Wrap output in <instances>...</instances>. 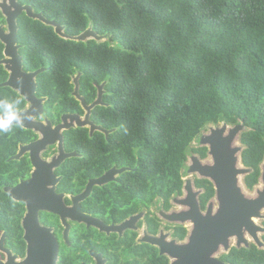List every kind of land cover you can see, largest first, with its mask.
<instances>
[{
	"label": "trees",
	"instance_id": "obj_1",
	"mask_svg": "<svg viewBox=\"0 0 264 264\" xmlns=\"http://www.w3.org/2000/svg\"><path fill=\"white\" fill-rule=\"evenodd\" d=\"M19 3L61 25L66 36L78 37L91 29L105 39L77 42L25 14L17 20L22 70L44 69L36 77V96L47 98L46 114L48 108L58 116L84 114L72 96V77L79 76V94L87 105L96 100L97 86L104 84L103 105L92 109L90 120L111 132L107 137L100 132L90 137L88 128L65 131V152L79 157L58 170L66 177L59 190L77 194L87 180L113 167L129 169L116 182L94 188L85 205L89 213L106 222H121L155 202L168 211L171 198L182 195L188 152L200 159L207 156L206 147L191 144L208 125L244 127L239 136L244 148L241 162L252 169L244 182L249 189L257 183L264 160V0ZM0 24H5L1 12ZM3 48L0 42V60ZM7 78L0 65V85ZM19 97L9 87H0V100ZM34 137L18 128L0 133V232L7 229L8 235L16 236L14 245L20 244L14 250L21 256L22 210L9 204L1 188L17 176L6 159L16 152L17 143ZM13 163L18 162L9 166ZM194 186L203 190L199 203L204 210L214 196L213 185L196 179ZM158 224L154 216L148 220L152 234ZM174 235L182 240L185 228L177 226ZM79 244L74 243L68 264L76 263L74 247ZM228 259L231 264H264V252L242 249Z\"/></svg>",
	"mask_w": 264,
	"mask_h": 264
},
{
	"label": "water",
	"instance_id": "obj_2",
	"mask_svg": "<svg viewBox=\"0 0 264 264\" xmlns=\"http://www.w3.org/2000/svg\"><path fill=\"white\" fill-rule=\"evenodd\" d=\"M0 12L5 19V24H0V42L4 45L3 59L0 60V65L8 73V79L0 87H9L16 91L20 96L26 94L25 100L28 108L25 110L29 114L34 115V111L38 112L36 116L43 114L42 103L45 99H38L35 96L36 92V77L44 70L39 69L35 72H24L22 70V58L18 53L20 45L17 44V20L25 14L28 18L33 20H39L45 25L52 26L57 35L64 39L74 40L77 42H85L89 36L94 37L97 40L98 37L91 30L87 29L84 33L78 37H69L63 33V27L54 21L46 20L41 14L34 13L33 9L29 5H22L19 0H0ZM8 26L7 28L5 26ZM89 40V39H88ZM17 78H22L23 86L22 92L18 90ZM103 85L98 86L97 99L89 106L86 105L83 98L78 95V84L76 80V92L75 96L81 101L83 109L86 111L84 119L82 120L78 115H64L62 117L63 123L52 127L49 121L39 122L33 121L26 124V130H32L38 132L39 139L26 147L21 148L20 154L30 151V154L36 155L38 160V154L44 151L47 146H58V156L55 158L48 167L51 169L57 168L65 159L77 156L75 152L66 153L63 148V131L75 129V127L89 128L90 137L95 132L103 133L106 137L111 131H106L101 126L94 124L90 121V113L96 106L103 105ZM70 119V122L67 121ZM75 121V124L73 123ZM243 126H235L232 129L228 128V125H224L223 128L218 130H211L210 135L206 136L203 140V145L208 147V156L211 158V163L207 160L204 162L197 158L192 160L193 165L191 167L192 173H197L201 177L208 179L214 186L215 196L212 200H216L218 207L216 211H213L212 202L207 206L205 212L200 210L197 196L199 192H194L191 181H188L184 187L186 197L181 199L180 205L187 206L188 211L168 214L165 217L171 222L190 221L193 229L190 237L183 245H176L174 241L167 245V251L170 256L176 257L182 256L185 264H222L219 261L213 259L211 256L220 247L225 250L228 249L229 239L231 237H237L240 242L243 241L244 230L249 228L256 229L253 219L259 218L261 210L264 208V199L259 192L257 199H248L242 193L241 188L238 186L239 175H244L249 172L248 169L238 167L239 157L238 154L241 151L240 147H235L234 141L242 129ZM229 129V131H228ZM233 145V146H232ZM36 147V151L33 148ZM127 169H116L113 167L106 172L103 176L92 179L88 182L85 190L78 196L72 198L73 208L68 209L64 207L62 203L63 195H54V189L47 190L55 198L56 207H49V203H43L36 195L35 200H25L27 204V215L23 220V228L25 231L26 258L22 262H15L16 257L10 256L8 253V259L6 262L0 261V264H56L58 248L55 239L50 234V229L40 227L38 224V212L49 211L64 218L65 215L76 213L77 221L87 220L85 217L80 216L79 203L85 201L94 187H101L115 180L118 174L125 172ZM55 183H53L54 185ZM20 187V185H19ZM18 187V188H19ZM16 188V189H18ZM9 190L14 199H17L13 195V191ZM12 191V192H11ZM261 196V197H260ZM24 201V202H25ZM79 215V216H78ZM139 216L133 217L131 220L136 221ZM90 224H98L96 219L89 217ZM239 242V244H240ZM2 245V241L0 242ZM2 249V248H1ZM176 264H182L181 261Z\"/></svg>",
	"mask_w": 264,
	"mask_h": 264
},
{
	"label": "flooded vegetation",
	"instance_id": "obj_3",
	"mask_svg": "<svg viewBox=\"0 0 264 264\" xmlns=\"http://www.w3.org/2000/svg\"><path fill=\"white\" fill-rule=\"evenodd\" d=\"M21 47L22 46L20 45V48ZM19 50H18V53H19ZM74 77L75 78L77 77L78 95L81 98H83L79 94V83H78L79 76L76 75ZM74 77H72V82H71L74 85L72 96L79 102V105L81 109L83 110L84 114L80 116L77 113H64V114H60L59 116H57V119L53 120L45 112V103L47 102V98L37 97L36 92H35V96L38 99H45V100L42 103V108H43L42 115L44 119L42 121L39 119H36L34 121H39V122L49 121L52 124V127H56L57 125H60L61 123H63L62 117L64 115H78L80 117H83L84 119L86 111L83 109V106L81 105V101L78 100V98L75 96L76 82H74L73 80ZM97 96H98V86H97ZM26 108H28L27 103L22 110H25ZM36 114H38V112L34 111V116H36ZM39 116L41 115H38L36 117H39ZM67 121L70 122V119H67ZM76 128L77 127H75V129ZM85 128H88V127H85ZM23 130H26V129H23ZM27 131H31L35 137L29 142L17 143L16 152L6 159L5 164H7V167L17 169L16 171L17 176L14 179V181H9L7 184H3L1 188V192L4 194L5 198L8 199L9 202L10 201L12 202L9 204L10 205L12 204L13 206L15 205L14 207H17L22 210V215L20 217L19 226L22 230L20 239L24 243V250H23L22 256L18 254L17 252H15L14 250L15 245H19L20 243L17 242L14 245V243L16 242L15 240L17 239L16 236H14V234L8 235V230L3 229L0 232V242L2 241V245H0V261L2 262L7 261L8 259L7 252L10 253V256L16 257V259L14 260L16 263L22 262L26 258L27 244L24 239L25 231L23 228V220L25 219L28 211H27L26 201L25 200L22 201L21 199H25V198L31 199L32 197L33 200H35V204H36V195H37L38 196L37 198L39 200H42L43 203H49V207H56L57 202L55 198L53 197L52 194H50L47 191L49 189H54L55 196L63 195L62 203L64 207L71 209L73 208L72 198L80 195L85 190L88 182L92 180V179L87 180V183L84 185V188L81 190L80 193L72 194V193L67 192L66 190L60 191L59 189L62 187V184L65 182L66 177L64 178L65 176L64 174H59L58 170L62 168V166L66 163V161L71 158L65 159L64 162H62L57 168H54V169L49 168L48 166L52 164L53 160L57 158V156L59 155L57 144L47 146V148L44 151H42L41 153L37 155L38 160H36L35 154H33L34 159H32V155L30 154L31 149L30 151L20 154L21 148L26 147L32 143H35L39 139L38 132H34L32 130H27ZM64 132L65 131H63V133ZM63 148H64V136H63ZM206 148H207V155H208V147ZM243 149L244 148L242 146L241 151L238 154V157H239L238 167L248 169L249 172L247 174L241 175L243 176L242 185H240L239 183L238 186L241 188L242 193L245 195L246 198L257 199L259 197V192H262L261 195L263 196L262 198L264 199V160L259 165L260 174L258 176L257 183L253 186L252 189H249L247 185L245 184L244 180L246 176H248L252 172V169L243 166L241 162V154H242ZM33 151H36V147L33 148ZM76 154L77 156H75V158L79 157L78 153ZM205 159H202L200 161L203 162L205 161ZM11 162H18V163H13L12 167H10L9 164ZM121 169H127V168H121ZM126 171H129V169H127ZM104 174H102L101 176H103ZM121 174H118L115 177V180L113 182H116L117 177L120 176ZM200 179H205V178L201 177ZM113 182H110V183H113ZM209 182L211 183V181ZM53 183L55 184L53 185ZM191 183L193 187L194 182H191ZM106 185H103L101 187L96 186L94 188H102ZM185 185L183 181L182 191H184ZM94 188L90 196L93 194ZM12 189H16L15 191L13 192L11 191V192L13 193V195L17 197V199H19V200L15 199V203H13L14 196H12L9 191ZM213 189H214V186H213ZM198 192H199V195L197 196V200H198V204L200 207L199 196L203 192V190L199 189ZM90 196L85 201L79 203L80 205L79 214L80 216H83L87 219L85 221H81V222L77 221L76 213L73 214V216L67 213V215H65L64 218H62L60 215H57L53 212H49V211H39L38 212L39 226L50 229V234L56 241V245L58 248L56 264H59L61 260L64 261L63 264H68L67 262L72 260L70 252L73 250V246L75 242L80 243L79 246H77V248L74 247L76 251L75 253L76 255L74 256L76 257L75 264H164V263L165 264H176L179 261H181L182 264H185L182 259V256H177V258L172 257L170 256V253H168L166 249H167V245H169V243L172 241H174L176 245L185 244L187 239L190 237L192 229H193L192 223L190 221L188 222L191 223V226L189 227L188 230L181 222L169 221L165 217L166 215L170 214L169 212L170 209H169L168 211L163 210L165 212L162 215V219L170 223H174V224L178 223V225H166V224L163 225L156 216L152 215L151 213L152 205H151L149 208L142 207L138 213L128 216L121 222H115L113 220L106 222L103 217L94 216L91 213H89V211L87 210V207L85 205L88 199L90 198ZM214 196H215V189H214ZM214 196L211 199H213ZM185 197H186V194H185ZM210 200L206 204L204 210H202L200 207V210L202 212L206 211L207 206L210 202L216 201L215 199L212 201ZM217 207H218V203H217ZM263 212H264V208L260 212L261 216L259 218H255L252 220L256 229L249 228L247 230H244L242 242H240L237 237H231L230 239L235 240V245L231 246L230 239H229L228 249L225 250L223 247H220V249H218L211 257L219 261L222 264H231V261L228 258L232 257L235 251H241L242 249L250 250L251 248H255V251L257 252H260V251L264 252V213ZM147 215H149V217H147ZM136 216H139V218L136 221L131 220L133 217H136ZM152 216L156 217V219L159 222L157 232L155 234H152L148 227V220H150ZM89 217L92 219H96L98 221V224H90ZM49 218H51V220ZM256 219L258 222L259 221L261 222L260 225H258L259 223L255 222ZM177 226L185 228L186 230V236L182 240L178 239L174 235V231ZM79 228L82 229L80 232H79ZM259 233H261L260 238L258 237ZM247 234L249 238H246ZM241 245H243V247ZM64 249L69 252L68 255H64ZM221 250L223 251L222 253H220ZM219 253L220 255L216 257V254H219ZM223 257H226V258L223 259Z\"/></svg>",
	"mask_w": 264,
	"mask_h": 264
},
{
	"label": "rangeland",
	"instance_id": "obj_4",
	"mask_svg": "<svg viewBox=\"0 0 264 264\" xmlns=\"http://www.w3.org/2000/svg\"><path fill=\"white\" fill-rule=\"evenodd\" d=\"M4 0H1V2H3ZM7 1V4L9 5V0H6ZM6 28L8 27L7 25L5 26ZM94 37H92V36H89L88 38H86L87 40L88 39H93ZM99 42H101V41H105V39H97ZM73 80H74V82H76V80H77V77L75 78H73ZM52 111H55V109H53V108H48L47 109V113H48V115L53 119V120H55V119H57V116H58V114L56 113V112H52ZM81 119L83 120V117H81ZM73 123L75 124V121H73ZM224 125H226V124H224V123H220V124H218V125H208V126H206L204 129H203V131L201 132V134L198 136V138L191 144V147L192 148H199V147H205L204 145H203V140H204V138L206 137V136H208V135H210V133H211V130L213 129V130H218V129H221V128H223L224 127ZM227 126V125H226ZM239 126H241V125H239ZM233 127H235V126H230V125H228V128L229 129H232ZM229 129H228V131H229ZM245 129H244V127L242 128V129H240V132L238 133V136L236 137V139H235V141H234V146L236 147H241L242 148V146L240 145V143H239V136H240V134L244 131ZM232 145V146H233ZM194 158H197V159H199V160H202V159H200L196 154H193L192 152H188V158H187V163H186V165H185V168H184V170H183V181H184V185L188 182V181H191V182H194V180H196V179H200L201 177L197 174V173H192L191 172V167H192V165H193V162H192V160L194 159ZM205 160H207L209 163H211V160H210V157L207 155V157H206V159ZM204 162V161H203ZM238 179H239V183H240V185H242V179H243V176H239L238 177ZM198 190L199 189H197V188H195L194 186H193V191L194 192H198ZM185 194H186V192L185 191H182V195L181 196H174V197H172L171 198V200H170V206H171V208H170V210H169V212L171 213V214H173V213H180V212H185V211H188V207L187 206H183V205H180V201H181V199L182 198H184L185 197ZM213 203V211L215 212L216 211V208H217V202L216 201H213L212 202ZM165 211H163V209H162V205H161V202H155L153 205H152V207H151V213H152V215H154V216H156L160 221H161V223L164 225V224H166V225H178V223H170V222H168V221H166V220H163L162 219V215H163V213H164ZM205 212V211H204ZM264 213V212H263ZM50 220H51V218H49ZM255 222L256 223H259L258 225H260V221L258 222L257 221V219L255 220ZM183 225L187 228V230L189 229V227L191 226V223L190 222H185V223H183ZM82 229H80L79 228V232L81 231ZM258 237L260 238L261 237V233H259L258 234ZM246 238H249V236H248V234L246 235ZM230 244H231V246H234L235 245V240L234 239H230ZM242 247H243V245H241ZM223 250V249H222ZM221 250V252L220 253H222L223 251ZM220 253L219 254H216V257L218 256V255H220ZM69 254V252L67 251V250H65L64 249V255H68Z\"/></svg>",
	"mask_w": 264,
	"mask_h": 264
},
{
	"label": "clouds",
	"instance_id": "obj_5",
	"mask_svg": "<svg viewBox=\"0 0 264 264\" xmlns=\"http://www.w3.org/2000/svg\"><path fill=\"white\" fill-rule=\"evenodd\" d=\"M18 90L22 92L23 80L17 78ZM27 99L26 94L21 95L19 98L9 100L8 98L0 100V133H10L14 128L25 129L26 124L33 122L36 119L43 120V115L36 117L28 113L27 110H22L20 105ZM33 111H38L33 109ZM13 203L15 199L13 198Z\"/></svg>",
	"mask_w": 264,
	"mask_h": 264
},
{
	"label": "bare ground",
	"instance_id": "obj_6",
	"mask_svg": "<svg viewBox=\"0 0 264 264\" xmlns=\"http://www.w3.org/2000/svg\"><path fill=\"white\" fill-rule=\"evenodd\" d=\"M241 166V165H240Z\"/></svg>",
	"mask_w": 264,
	"mask_h": 264
}]
</instances>
